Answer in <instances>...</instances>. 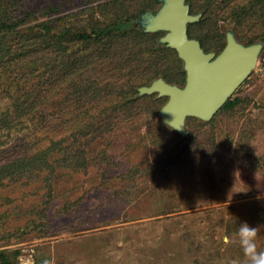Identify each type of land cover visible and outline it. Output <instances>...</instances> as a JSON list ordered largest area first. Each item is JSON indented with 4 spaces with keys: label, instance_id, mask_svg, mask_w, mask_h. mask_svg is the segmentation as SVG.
Returning a JSON list of instances; mask_svg holds the SVG:
<instances>
[{
    "label": "rangeland",
    "instance_id": "374dc122",
    "mask_svg": "<svg viewBox=\"0 0 264 264\" xmlns=\"http://www.w3.org/2000/svg\"><path fill=\"white\" fill-rule=\"evenodd\" d=\"M219 52L232 27L264 42V0H187ZM159 0H0V264H251L264 253V47L188 138L139 96L183 85L177 51L122 23ZM104 30V31H101Z\"/></svg>",
    "mask_w": 264,
    "mask_h": 264
},
{
    "label": "water",
    "instance_id": "95a60500",
    "mask_svg": "<svg viewBox=\"0 0 264 264\" xmlns=\"http://www.w3.org/2000/svg\"><path fill=\"white\" fill-rule=\"evenodd\" d=\"M159 1L161 6L157 11L147 9L139 18L126 22L146 33L164 32L159 43L178 52L187 79L180 86L158 77L139 87L138 95L157 93L159 97H168L158 114L182 136L183 142L189 135L188 117L211 120L256 68L264 43L246 45L229 27L225 48L219 54L206 52L200 40L188 33L189 24L199 21L203 12L192 14L187 0Z\"/></svg>",
    "mask_w": 264,
    "mask_h": 264
},
{
    "label": "clouds",
    "instance_id": "9594fccd",
    "mask_svg": "<svg viewBox=\"0 0 264 264\" xmlns=\"http://www.w3.org/2000/svg\"><path fill=\"white\" fill-rule=\"evenodd\" d=\"M256 234L257 228L249 226L247 222L241 223L238 235L245 254L250 258L251 264H264V253L255 251Z\"/></svg>",
    "mask_w": 264,
    "mask_h": 264
},
{
    "label": "flooded vegetation",
    "instance_id": "af4514ba",
    "mask_svg": "<svg viewBox=\"0 0 264 264\" xmlns=\"http://www.w3.org/2000/svg\"><path fill=\"white\" fill-rule=\"evenodd\" d=\"M188 2V1H187ZM190 4V3H189ZM190 8H191V4H190ZM146 11V10H145ZM201 12H203V11H201ZM191 13L192 14H194L193 12H192V10H191ZM198 13H200V12H198ZM198 13H196V14H198ZM140 16V15H139ZM204 16V12H203V15H202V17ZM201 17V18H202ZM139 18V17H138ZM127 19H133V18H127ZM137 19V18H136ZM128 24H131V23H128ZM191 24V23H190ZM190 24H189V26H188V33H189V36L191 37V38H195V37H193L192 35H191V33H190ZM227 30H228V28H227ZM227 30H226V44H227ZM235 32V31H234ZM155 33H157V32H155ZM235 34H236V32H235ZM237 37V36H236ZM198 39V38H197ZM237 39H238V37H237ZM200 40V39H199ZM239 40V39H238ZM240 41V40H239ZM200 42H201V45H202V47L205 49V51L206 52H216V51H208L205 47H204V45H203V43H202V41L200 40ZM263 42V41H262ZM264 43V42H263ZM226 44H225V46H226ZM246 45H249V44H246ZM225 46L219 51V52H216V54H219L224 48H225ZM263 50V49H262ZM178 53V52H177ZM185 70V69H184ZM186 72V71H185ZM186 79H187V73H186V78H185V83H186ZM169 82V81H168ZM171 83V82H170ZM185 83L182 85V86H184L185 85ZM173 84H176V83H173ZM177 85H179V84H177ZM181 86V85H180ZM167 98V100H168V97H166ZM167 102V101H166ZM223 108V107H222ZM221 108V109H222ZM220 109V110H221ZM219 110V111H220ZM218 111V112H219ZM217 112V113H218ZM188 120V119H187Z\"/></svg>",
    "mask_w": 264,
    "mask_h": 264
},
{
    "label": "trees",
    "instance_id": "16d2710c",
    "mask_svg": "<svg viewBox=\"0 0 264 264\" xmlns=\"http://www.w3.org/2000/svg\"><path fill=\"white\" fill-rule=\"evenodd\" d=\"M124 25V27L128 24L126 21L124 23H122ZM132 25V24H131ZM133 26V25H132ZM104 31V30H101ZM227 103V102H226Z\"/></svg>",
    "mask_w": 264,
    "mask_h": 264
}]
</instances>
